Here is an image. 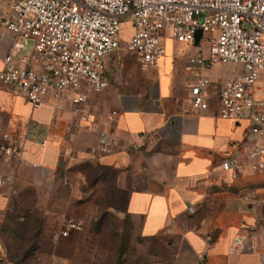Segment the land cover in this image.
<instances>
[{
	"label": "crops",
	"instance_id": "1",
	"mask_svg": "<svg viewBox=\"0 0 264 264\" xmlns=\"http://www.w3.org/2000/svg\"><path fill=\"white\" fill-rule=\"evenodd\" d=\"M15 1L0 3V70L13 43L1 20ZM167 42L166 50H171L172 43L182 44L171 39ZM198 45L192 46L190 57L199 54ZM133 59L147 76L128 81L134 86L130 90L108 87L103 93L109 97L106 108L110 110L102 118L90 110L97 95H91L85 106H73L66 97L51 96L34 110L13 89L0 84L7 90L12 116L7 134L25 142L23 161L2 160L5 169L0 175L7 185L0 188V215L5 214L13 191L28 183L26 172L38 175V168L57 166L68 155L69 143L78 142L76 132H89L86 129L92 127L97 140L104 118L117 111L118 117L106 128L116 138L110 152L95 154L91 150L89 155L99 156L104 165L120 171V180L130 189L126 211L140 222L142 237L166 239L167 248H177L181 264H264V173L245 171L233 179L222 169V161L228 157L245 161L241 145L251 128L248 114L232 121L216 117L215 105L206 112L193 111L187 101H182L188 97L193 80L188 60L183 73H173L177 62L167 51L160 64L165 71L159 73V67L143 68ZM110 60H106L108 81L110 74H115ZM153 70L152 82L148 75ZM241 72L238 65H219L207 74L225 82ZM258 90L264 92V73ZM82 112L89 114L91 126L79 127ZM71 123L81 129L68 133ZM238 237L254 244L255 250L236 254Z\"/></svg>",
	"mask_w": 264,
	"mask_h": 264
},
{
	"label": "built area",
	"instance_id": "2",
	"mask_svg": "<svg viewBox=\"0 0 264 264\" xmlns=\"http://www.w3.org/2000/svg\"><path fill=\"white\" fill-rule=\"evenodd\" d=\"M125 23L131 30L127 40L122 38ZM1 24L13 43L0 70V84L34 110L51 96L85 106L91 95L109 87L108 58L124 52L141 67L155 69L166 57L165 39L195 46L196 34L202 31L199 54L188 59L193 80L187 102L195 112L215 105L216 117L226 120L248 114L251 128L241 145L245 161L228 157L222 169L233 179L245 171L264 173V92L258 90L264 73V0H17ZM22 53L27 55L20 57ZM219 65H238L242 72L225 82L213 80L207 73ZM117 117L113 111L104 118L93 153L110 152L116 138L106 128ZM91 123L89 114L82 112L79 127ZM73 128L71 123L66 131ZM24 146L5 134L1 150L6 158L21 162ZM6 185L0 175V188ZM81 226L67 221L62 235L68 237ZM234 246L236 254L255 250L244 237Z\"/></svg>",
	"mask_w": 264,
	"mask_h": 264
},
{
	"label": "rangeland",
	"instance_id": "3",
	"mask_svg": "<svg viewBox=\"0 0 264 264\" xmlns=\"http://www.w3.org/2000/svg\"><path fill=\"white\" fill-rule=\"evenodd\" d=\"M130 34L125 24L122 38L127 40ZM168 49L177 62L173 73H183L193 47L172 43ZM109 67L115 74L109 76L108 89L130 90L134 86L127 82L144 76L143 69L124 52L111 57ZM164 69L159 66V73ZM155 72L148 75L152 82ZM6 92L0 85V171L5 169L3 158L8 159L1 148L12 119ZM105 94L92 98L90 110L96 118L110 110ZM88 128L89 132H76L78 142L69 140V153L57 166L38 168V175L26 172L28 183L13 191L5 214L0 215V264H181L177 248H167L166 239L142 237L140 222L126 211L130 189L120 180V171L104 165L99 156L89 155L98 139ZM70 220L82 226L65 237L62 231Z\"/></svg>",
	"mask_w": 264,
	"mask_h": 264
},
{
	"label": "water",
	"instance_id": "4",
	"mask_svg": "<svg viewBox=\"0 0 264 264\" xmlns=\"http://www.w3.org/2000/svg\"><path fill=\"white\" fill-rule=\"evenodd\" d=\"M202 38V31H198L195 37V44L198 45L200 42V39Z\"/></svg>",
	"mask_w": 264,
	"mask_h": 264
},
{
	"label": "trees",
	"instance_id": "5",
	"mask_svg": "<svg viewBox=\"0 0 264 264\" xmlns=\"http://www.w3.org/2000/svg\"><path fill=\"white\" fill-rule=\"evenodd\" d=\"M70 235V234H69Z\"/></svg>",
	"mask_w": 264,
	"mask_h": 264
}]
</instances>
